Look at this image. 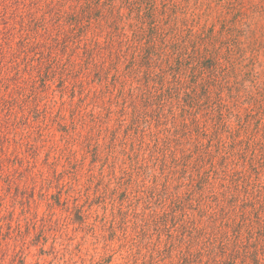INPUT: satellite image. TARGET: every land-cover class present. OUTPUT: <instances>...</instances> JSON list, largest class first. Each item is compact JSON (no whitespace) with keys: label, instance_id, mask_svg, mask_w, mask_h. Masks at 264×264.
I'll list each match as a JSON object with an SVG mask.
<instances>
[{"label":"rangeland","instance_id":"obj_1","mask_svg":"<svg viewBox=\"0 0 264 264\" xmlns=\"http://www.w3.org/2000/svg\"><path fill=\"white\" fill-rule=\"evenodd\" d=\"M40 2L65 12L83 4ZM114 5L67 16L76 65L58 52L61 61L23 94L29 108L13 103L8 122L0 111V264H264V0ZM91 37L107 45L97 65L87 62ZM142 42L154 52L180 48L170 60L159 55L164 66L205 55L206 80L215 73L206 107L132 120L156 71L129 48ZM143 179L176 196V218L145 223L132 185ZM234 243L243 248L221 259Z\"/></svg>","mask_w":264,"mask_h":264},{"label":"trees","instance_id":"obj_2","mask_svg":"<svg viewBox=\"0 0 264 264\" xmlns=\"http://www.w3.org/2000/svg\"><path fill=\"white\" fill-rule=\"evenodd\" d=\"M120 1L133 4L137 0ZM60 6L63 7L60 3L51 4L50 2L44 5L41 4L40 0H0V11H11L10 16H4L0 19L5 24L3 28H0V111L1 114H8L5 122L10 121L9 116L12 115L13 103L22 102L27 109L29 108L27 104L31 102L24 101L23 94L26 90H30L35 86L37 77L45 78L48 76V71L45 72L44 69L50 68L52 61L55 64L61 61L62 56H58V52L62 54L69 52L68 59L71 60L72 58V63L76 65L71 53L78 54L75 51L77 47H68V41L66 40L75 36L72 28L68 30L66 25L75 26L76 21L74 19L67 23L64 19L67 16L71 19L75 18L77 16L76 8L80 7H82L83 13H86V17L96 8V12H100L102 9L101 15H105L111 13L115 7L114 0H83V4H78V2L71 4L66 12L62 11ZM104 12L106 13L104 14ZM112 25L118 28L116 23ZM150 30L154 31L156 36V27L152 26ZM90 41H93V43H87L85 47L87 62L91 61L89 63L97 65V58H103L101 49L107 45H103L104 43L98 42L97 38L93 37L90 38ZM138 43L129 46L130 50L139 53L138 58H143V63L155 60L156 63L152 66L151 64L148 65L154 66L156 71L155 76L146 81V86L151 87L143 94L147 95L145 99L148 101L144 104L143 109L134 107L132 111L133 121L140 120V116L147 115V112L152 113L155 117L158 116L156 118L160 120L167 109L169 110L170 119H172L176 115L173 108H178L183 113L192 115L200 108L206 107V97H208L206 92H208V87L214 83L215 73L212 69L206 80V67L202 65L205 55L198 51L192 52L189 56L190 59L185 65L183 64V68L179 60L177 66L170 62H167L164 66L163 63L166 61L160 60L159 55H163L170 60V58H173L171 54L174 55L180 48L169 53H165L164 50L163 52H154L150 50L152 46L148 45L152 43L145 44L142 42L143 45ZM146 45L147 47H145ZM142 52L145 53L144 57H141ZM196 70L199 74L190 75L191 72ZM22 71H25V73L28 71V77L21 75ZM33 110H36V104L33 106ZM174 121L175 119H173L172 124H175ZM185 125L180 124L177 126L181 129ZM132 185L136 187L139 193L137 197L143 200L145 212L142 210L140 213H144L145 223L149 222L151 218H159L163 215L167 216V219L176 218L174 203L177 198L176 196L169 198L166 188H160L156 183H148L145 179L133 181ZM126 198L122 197L119 201L123 202ZM168 199L169 202H167ZM153 203H160L161 211L157 209L159 205L153 206ZM169 210L173 213L167 212ZM196 237V239H199V234ZM199 241L201 245L198 250L199 252L205 250L203 255L206 256V243L200 239ZM197 242L196 240L195 242L194 240L188 241V251ZM236 243H234V249H232L234 247L232 246L229 253L221 255L220 258L225 259L226 255L228 258L233 254H238L242 244L237 245ZM209 247L211 250L213 249V247ZM255 254L257 253L255 252ZM242 256H244V259L247 257L246 250H242ZM214 260V263L221 262L217 259Z\"/></svg>","mask_w":264,"mask_h":264}]
</instances>
